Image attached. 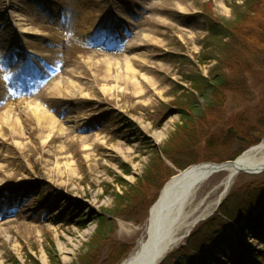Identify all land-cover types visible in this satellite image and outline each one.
Returning a JSON list of instances; mask_svg holds the SVG:
<instances>
[{
  "label": "rangeland",
  "instance_id": "374dc122",
  "mask_svg": "<svg viewBox=\"0 0 264 264\" xmlns=\"http://www.w3.org/2000/svg\"><path fill=\"white\" fill-rule=\"evenodd\" d=\"M243 2L0 0V92L9 95L0 103V119L15 110L16 131L26 138L38 124L27 108H42L61 136L43 146L39 141L51 137L46 132L37 137L35 151L22 152L16 145L30 139H6L10 126L0 123V264H52L51 243L60 264H72L92 238L93 216L113 207L111 193L122 190L117 183L122 177L136 194L132 204L137 206L115 220L109 243L96 257L97 264H115L123 257L119 264L144 238L149 208L164 183L184 170L173 158L193 165L238 155L243 146L227 138L226 130L241 116L251 124L258 118L264 106V64L228 73L233 83L221 89L229 92L219 109L207 108L205 98L192 95L185 78L209 76L216 61H198V56L208 58L203 53L207 20L230 19ZM23 30L40 34L34 38ZM16 78L20 89L36 83L44 89L40 95H14ZM21 96L27 101H17ZM185 96L182 102L198 101L202 111L192 118L186 136L181 132L174 139L175 152L162 153L157 171L143 180L149 162L145 140L160 147L179 132L186 120L179 114L185 105L178 104V97ZM83 122L90 125L71 129ZM215 141L227 144L217 147ZM127 167L130 173L123 174ZM225 175L217 172L203 185L198 198L207 199L197 215L220 195ZM263 182L264 171L240 173L223 200L233 195V211L245 186ZM217 207L191 230L204 225L210 234L214 229L210 238L217 247L202 257L187 247V235L161 264H264V228L240 232L225 217L215 219L213 227L203 224ZM80 219L83 228L74 225ZM197 238L204 242L203 233ZM123 249L129 250L126 256Z\"/></svg>",
  "mask_w": 264,
  "mask_h": 264
},
{
  "label": "trees",
  "instance_id": "16d2710c",
  "mask_svg": "<svg viewBox=\"0 0 264 264\" xmlns=\"http://www.w3.org/2000/svg\"><path fill=\"white\" fill-rule=\"evenodd\" d=\"M206 31L207 34L203 45V53L205 54L206 51L208 58L203 59L198 56V61L200 63H205L206 60L213 59L216 61V65L208 71V77L200 73L187 76L185 80L189 83L190 89L207 92L209 90L227 88L229 87L228 84L233 83V79L229 80L226 76L228 73L239 71L240 73L249 72L254 66L264 64V0H244L242 5H236V7L233 8V15L230 19H218L211 16V18L207 20ZM203 53L202 55H204ZM199 96L207 97V94L201 93ZM214 97H218V94L214 95ZM178 98L181 100H179L178 104L181 106L182 104L185 105V111L182 113L186 122L179 127V132H174L168 143L163 146L159 147L145 140V147L148 149L149 154V162L144 171L143 180L145 178L148 179L151 174L153 175V173L157 171L162 159V153L171 154L175 152V149L172 148L173 145H176V143L174 144V139L176 140L177 137L181 135V132H183L182 136L185 137L189 129V124L192 123V118L198 116L200 108L196 107L195 103L182 102V98H186V96ZM212 105L213 103L209 102L207 107ZM229 159H233V157ZM173 160V163L180 169H184L188 165L195 163L194 161H188L187 163L180 162L176 158H173ZM122 171L123 174H129L130 168L127 167ZM117 183L122 186V190L111 193L113 207L111 209H103L93 216L96 227L92 238L87 244L85 252L80 254L72 264H97L96 257L98 256V249L109 243L110 236L115 230V220L126 215V213L123 212L124 209L126 210L129 207V212L137 206V202L135 203L136 205L132 204V199L136 194L132 192L131 185L122 177L117 180ZM125 187L128 188L125 189ZM243 189L244 195L241 204L237 206L235 210L232 211L230 209L229 203L230 199H233V195L231 196L229 194L221 202L213 217L206 220L203 224L208 225L210 223L209 225L213 227L212 222L215 219H223V217H225V219L230 221V224L236 223L237 230L240 232L249 230L257 232L263 229L264 182L259 185L249 184ZM72 207L74 209L76 208V206ZM75 225L79 228L84 227V223L83 221L81 222V219L76 221ZM202 226H198L196 230L190 233L189 237L186 239V245L190 248V251L199 250V254L202 257H206V253H208L211 248L217 247V240L215 238H210V235L213 237L215 233L214 229L208 234L202 230ZM198 233H203L204 242L200 244L197 238ZM204 235L208 238H204ZM208 242H211V244ZM123 248H125L124 245ZM128 251L127 249H123V254L126 256ZM47 252L52 264H60V261L55 256L56 252L53 243L47 248ZM119 259H117L115 264L121 260Z\"/></svg>",
  "mask_w": 264,
  "mask_h": 264
},
{
  "label": "bare ground",
  "instance_id": "6f19581e",
  "mask_svg": "<svg viewBox=\"0 0 264 264\" xmlns=\"http://www.w3.org/2000/svg\"><path fill=\"white\" fill-rule=\"evenodd\" d=\"M21 32L34 38L40 34L39 32H28L26 30ZM18 80L16 78L13 84L15 85L13 88L14 95L24 92L28 96L40 95L44 89L40 88L37 83L29 84L24 89H20L16 85ZM8 96L4 92H0V103H3ZM24 99L21 96L17 101H27ZM27 110L37 119V128L30 130L28 137L25 138L24 135L16 131L18 122L14 117L15 110H9L8 116L0 119L1 124L10 126L6 139L17 138L24 142L29 138L30 141L24 143L22 147L16 145L22 152L26 150L35 151L37 148L35 145L37 137L43 136L46 132L49 133L47 138H49V135L51 137L44 142L39 141L41 145L50 147L51 143L61 140V136L54 132L56 122L45 109L32 107V109L27 108ZM15 121L17 123H14ZM87 125H90V122L74 124L71 129H82ZM83 140L85 139L83 138ZM221 171L226 173L225 178L219 185V187H223L222 192L216 200L208 204L200 212V215H197L207 199L206 197L198 198L201 188L213 174ZM259 171H264V140L250 146L230 162H225L221 165L204 162L179 170L177 174L164 183L157 199L150 206L144 238L139 241L136 249L120 264H160L167 254L183 240L187 233L219 205L238 174H252ZM2 172V169H0V176Z\"/></svg>",
  "mask_w": 264,
  "mask_h": 264
},
{
  "label": "flooded vegetation",
  "instance_id": "af4514ba",
  "mask_svg": "<svg viewBox=\"0 0 264 264\" xmlns=\"http://www.w3.org/2000/svg\"><path fill=\"white\" fill-rule=\"evenodd\" d=\"M224 92H229V91L228 90H221V89L208 91L209 96L206 100H207V102L213 103L211 108L214 107V108L219 109V108L223 107L224 101L226 100ZM216 94H218V97H214V95H216ZM258 111L259 110H257V112H256L258 118L252 124H251L250 120H247V116H241L238 119V122H236V124L234 123V124L230 125L229 127L234 128V132L232 133V135L226 134L227 138H230L231 141H233L236 144H238L239 146H241V144H244V143L249 142V141L250 142L254 141L256 138L261 136V134L264 133V106H261V110L259 112ZM180 116H181V113H180ZM226 133H227V131H226ZM211 142L212 141H210V143ZM215 142H217V141H215ZM225 144H227L225 141H218L216 143L217 147L224 146ZM238 149H239V147H238Z\"/></svg>",
  "mask_w": 264,
  "mask_h": 264
},
{
  "label": "water",
  "instance_id": "95a60500",
  "mask_svg": "<svg viewBox=\"0 0 264 264\" xmlns=\"http://www.w3.org/2000/svg\"><path fill=\"white\" fill-rule=\"evenodd\" d=\"M233 133V128H229L228 129V134H232ZM215 165H221V164H215Z\"/></svg>",
  "mask_w": 264,
  "mask_h": 264
}]
</instances>
